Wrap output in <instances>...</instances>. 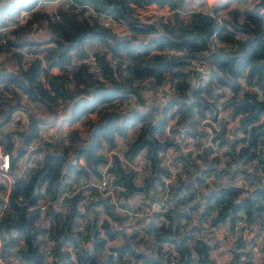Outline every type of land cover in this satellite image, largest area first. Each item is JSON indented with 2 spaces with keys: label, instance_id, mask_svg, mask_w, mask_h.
Returning a JSON list of instances; mask_svg holds the SVG:
<instances>
[{
  "label": "trees",
  "instance_id": "obj_1",
  "mask_svg": "<svg viewBox=\"0 0 264 264\" xmlns=\"http://www.w3.org/2000/svg\"><path fill=\"white\" fill-rule=\"evenodd\" d=\"M35 1L0 2V10L4 7L29 8ZM64 1H67L66 6ZM149 2L171 8L172 14L156 22L138 23L132 18L131 11ZM182 2L63 0L50 9L32 8L25 21L9 29L13 38L6 37L0 44V51H9V55L16 57V65L12 68L0 66V126L7 124L12 109L17 107L18 92L28 101L47 107L50 112L48 123L55 122L57 100L64 102L62 111L64 121L68 123L93 112V116L87 117L90 127L86 137H80L84 141L72 140V155L61 144L60 136L52 141L40 138L42 120L37 115L27 114V127L19 131L21 145L10 153L9 172L15 169L17 156L29 141L38 137L40 140L34 148L43 153L40 161L33 160L36 165L27 164L20 175L13 176L7 191L8 209L0 216L1 248L15 244L10 237L11 230L23 240V244L11 252L18 260L37 264L32 256L35 252L39 263L43 264L37 250L40 244L37 237L44 231L54 241L52 252L60 264H112L109 251L116 252V264H124L122 257L125 256L133 259L132 264H167L171 259L174 264H208L212 245L198 236L194 230L198 228L196 224L186 225L190 222V211L201 203L197 215L203 219L199 225V228L203 225L201 230L227 221L224 237L232 239L230 245L237 264H264L253 257L254 249L264 256V238H261L264 229V13L254 10L238 20V10L233 9L232 15L217 18L215 8L192 10L187 17H182L176 10L182 7ZM81 3H88L97 12L109 14L123 23L126 32L119 31L120 28L111 31L100 25L85 15L82 8H77ZM213 35L222 44L213 43ZM96 41L102 43V47L92 49L96 68L91 69L80 58L87 54L85 45ZM23 46L25 50L40 53L28 62L24 60V67L19 58L23 55ZM189 58L206 62L205 78L189 68ZM53 66L54 71L48 72ZM41 70L45 74L44 83L40 79ZM143 78L149 80V85L162 79L169 81L172 90L168 98L145 103L138 90L139 80ZM9 85L18 91L10 89ZM1 86L12 93L7 92L4 96ZM216 87L228 90L219 103L216 101L224 91H218ZM129 94L134 96L135 103L121 106V100ZM217 104L229 109L231 115H238L233 132H240L230 138L224 137L225 121H222V130L217 134L219 144H224L222 158L209 155L206 146L195 157L189 152L173 153L169 162L178 169L179 175L175 183L168 186L169 206L136 222L137 227L129 231L113 225L116 221L122 226L126 215L114 211L106 197L96 193L92 182L85 179L89 171L96 178L100 176L99 165L104 159L100 148L112 146L116 137L124 136L129 127H135L134 138L124 143V153L133 156L141 151L148 160L147 173L140 182L136 181L135 170L123 167L114 154L108 168L114 182L125 185L119 192L123 205L133 193L153 195L156 191L148 192V189L155 187L160 173H168V168L160 164V152L173 144L165 133V124L169 123L170 131L178 130L177 125L182 124L186 133L201 135L198 130H190L205 112L213 115ZM68 131L69 137L78 136L75 129ZM10 133V129L2 133L5 149L12 146ZM50 145L53 149L48 150ZM237 172L243 177L240 182L234 180ZM71 180L80 185L84 183L85 189L95 198H84L82 188L78 187L63 197L58 209L47 207L49 219L46 228L41 229L35 222L38 201L54 197ZM179 181H182L181 187L173 193ZM203 184L207 189L202 188ZM3 185L0 180V190ZM187 185L190 191L186 194L183 190ZM193 185L194 188L190 187ZM191 195L196 196L194 203L184 212V204ZM82 198L84 203L87 201L85 208L91 209L96 204L102 206L105 215L99 227L93 216L86 220L82 231L74 230L78 221L85 218L80 212ZM239 219L244 224H239ZM249 231L254 234L247 236ZM139 234L141 236L137 237ZM114 237L123 240L97 258L96 252L102 249L106 240ZM84 240L88 241V246L81 244ZM66 243L72 246L74 261L68 257V252L60 250Z\"/></svg>",
  "mask_w": 264,
  "mask_h": 264
},
{
  "label": "built area",
  "instance_id": "obj_2",
  "mask_svg": "<svg viewBox=\"0 0 264 264\" xmlns=\"http://www.w3.org/2000/svg\"><path fill=\"white\" fill-rule=\"evenodd\" d=\"M63 1V0H62ZM46 2H49L51 5H57V0H40L36 1V4L34 5L35 7H44L46 5ZM64 5H67V1L63 2ZM33 7L29 8H24V9H19L17 13H11L7 9H3L4 12L8 13L9 15H6L5 19H9L10 21H1L0 20V44H3L6 40V37L9 36L10 31L9 29L15 27L16 25L22 23L25 21L28 13ZM77 8H82L83 13L87 16H89L92 19H95L100 25L104 26L105 28L111 27L112 25L114 26L119 25L117 20H114L109 14H104L97 12L92 8V6L88 3H81L77 4ZM170 9V8H169ZM171 10V9H170ZM196 10H202V9H196ZM172 11V10H171ZM170 11V12H171ZM182 12H185L186 10H181ZM205 11V10H202ZM165 13V12H164ZM139 15H143V18L141 19H136L138 23H149V22H156L157 19L153 16L145 15L142 13H139ZM137 15V16H139ZM163 17L162 19H164ZM116 21V22H115ZM115 22V23H114ZM156 25V24H155ZM158 29V27L156 26ZM212 42L215 44H222L218 39L215 38V36H212ZM4 51V50H3ZM2 51H0V57L2 56L1 54ZM88 52V53H87ZM87 54L84 55L82 58H80L83 61H86L90 68L94 69L96 68V62H95V57L92 52V50H87ZM23 54L26 56V61L35 56V55H40L38 52H34L31 50H23ZM189 63L188 66L190 69H193L196 71L200 77H203L206 72V65L199 59L197 58H189L188 59ZM44 66V65H43ZM49 70V68H48ZM44 74V72L41 70L40 74ZM69 75V74H68ZM41 77V75H40ZM45 78V77H44ZM148 79L143 78L139 80L140 83V88L138 89L139 91L141 89H149L150 91H155V93L158 95V97L162 99H167L168 96L170 95V92L172 90V85L170 84L169 81L162 79L159 81L157 84L154 85H149L148 84ZM246 87V85L244 84ZM24 95V94H23ZM135 101V98L132 94L126 95L122 100H121V106H128L131 105ZM225 114L223 109L220 108L219 104L216 105V111L214 114H210L209 112H205L200 118L198 119L197 123L195 124L194 130H198L201 132L200 133H186L185 126L182 124H178V130L176 131H170L169 130V123L165 124L164 129L165 133H167L170 136V139L172 141V145H168L162 152H160L161 158H160V164L165 165L168 168V173H160V180L155 183L154 188L148 189V192H151L155 190V194H148L144 197L145 204L141 205L139 204V201L136 200L134 203L133 208H128L126 205L122 204V196L119 195L120 191H123L125 189V185L114 182V176L112 172L109 170V165L112 162V154L116 155V157L119 159L120 163L123 165V167L126 168H132V169H139L140 167H144L142 169L143 173L146 174L148 170V160L142 155L141 151H137L133 156H128L124 153L125 150V144L122 143L124 148H121L118 146V144L121 142L116 139L115 143L110 146V147H104L103 148V155L104 159L101 161L99 165V170H100V176L95 178V181L92 182L93 186L95 187L96 193L100 194L101 196L106 197L108 203H110L113 207V210L122 213L126 215V219L123 223L122 226L118 225L116 221H113V225L117 226V228H122L124 231H129L130 229L136 228L138 224L136 222L142 221L145 219L148 215H150L153 212H162L165 210L169 204L171 203V198L169 195V184L172 183L175 175V171L171 172L169 165V161L166 160V156L170 152H189L190 156L195 157L197 153L201 152L203 147H208L209 155H215L219 159L222 158V148L221 144H219V139L217 137V134L220 133L222 130V121L224 118ZM60 118V117H59ZM60 123L61 119L56 121V123ZM62 124L64 121L61 122ZM28 124V118L27 115L22 116L18 114L15 117H12L10 115V119L7 121V126L2 125L3 129L1 133H3L6 129H10V140H11V145L15 146L17 145L19 141V131L23 130L25 127H27ZM1 133H0V179L2 177H6L7 181L4 182L3 186L4 188L0 190V216L1 214L8 209L7 206V191L9 188L10 183L12 182L13 176L9 177L7 172H9L10 168V151L9 149H5L2 144V139H1ZM224 137L230 138L232 137L231 131L225 129L223 131ZM222 135V137H223ZM42 139H46L48 141H52V137L50 136L49 133L43 134L40 136ZM40 139L35 138L34 141H29L26 143L25 150L30 149L34 144V142L38 141ZM175 144V146H174ZM224 145V144H223ZM11 146V147H12ZM10 147V148H11ZM119 148V149H118ZM123 151V153L121 152ZM124 154V155H123ZM124 163V164H123ZM135 170V174L136 171ZM236 176L241 175L239 172L235 174ZM138 178V177H137ZM78 187L82 188L84 192V198L87 199H94L95 195L90 192V190L85 189L84 183L80 185L79 183L72 182L71 184L67 186H63L62 189L52 198H43L38 201L37 208H38V219L43 218L44 221H48V215L46 213L47 207H56L59 206L60 201L63 199V197L72 194ZM203 189H207V186H204ZM144 196V195H142ZM87 203V201H85ZM84 199H81V213L84 215L85 218L80 219L78 223L75 225L74 230L77 231H82L83 230V225L85 220L88 218V213L90 212V208H85L84 207ZM264 212V211H263ZM131 218V222L129 220ZM46 221V223H47ZM139 226H142L140 223ZM141 234L137 235V237H140ZM10 237L13 238L15 241V247L22 245L23 240L21 237H18L17 233L14 230L10 231ZM264 238V229H263V234L262 237ZM54 247V241L51 240L50 238H46V244L41 248L42 252V257L46 261V264H55L59 263V259L53 254L52 249ZM60 250L63 252H68L69 255H72L73 253L71 252V247L66 243L63 244L60 247ZM109 253L112 255V264H116L118 261V257L116 255V252L114 251H109ZM14 254L7 252L5 249L1 248V241H0V264H12V258ZM15 257V256H14ZM253 257L256 258L257 261H261L264 263V256H261L258 254L255 249L253 250ZM17 258V257H15ZM241 258V255L240 257ZM19 264H28L24 262L23 260H18ZM122 261H124V264H132L133 259L131 257L125 256L122 257ZM167 264H174V260H169Z\"/></svg>",
  "mask_w": 264,
  "mask_h": 264
},
{
  "label": "rangeland",
  "instance_id": "obj_3",
  "mask_svg": "<svg viewBox=\"0 0 264 264\" xmlns=\"http://www.w3.org/2000/svg\"><path fill=\"white\" fill-rule=\"evenodd\" d=\"M36 1H35V4H36ZM38 1H40V0H38ZM58 1H62V0H57V3H58ZM256 1L257 0H183L182 7L180 9H176V8L175 9L177 10L178 15H180L182 17H187V15L192 10L202 9V10L207 11V10H211V9H215L216 8V15H218L217 18H219L221 16L228 17V16L232 15V10L233 9H237L238 10V13H236L237 19L240 20L244 14L251 13L254 10H257V11L260 10L259 6H254V3ZM34 5L32 6L33 8H34ZM44 7L47 8V9H50V8H53V5H51L49 2H46V5ZM5 8H7V7H4L3 9H5ZM3 9L0 10V20L1 21H4V20L10 21L9 19H5L6 15H9V14L4 12ZM20 9H24V8H20ZM170 9L167 6H165V5H158L155 2H149V3H143L139 7H134L133 10L131 11V15H132L133 19H141V18H143V15H139V13H142V14H145V15L153 16L157 20H162L163 17H167L168 15L172 14V12H170L172 9L171 10ZM7 10L10 11L11 13H17L16 9L13 10V8L7 9ZM181 10H186V11L182 12ZM162 11L165 12L163 15L161 14ZM137 15H139V16H137ZM118 23H119V21H118ZM123 27H124V24L122 23V24H119V25H116V24L114 26L112 25L111 27H108V29L111 30V31H114L115 29H119L120 28L121 30L119 29V31H122ZM123 31L126 32V30H124V29H123ZM239 34L241 35L240 32L238 33V35ZM41 35H39V37H41ZM8 37L9 38H13V36L11 34H9ZM39 37H38V39H39ZM23 47H25V46H23ZM85 47H86L87 50H92L93 48L102 47V43L96 41V42H94V43H92L90 45L89 44L85 45ZM1 54H2V56L0 57V66L1 67L4 66L6 68H12V67H14L16 65V63H15L16 62V57H14L12 54L9 55V51L7 52V51L4 50V51L1 52ZM19 58H20V63L22 65V67H24L26 65V63L24 62V60L26 61V56L23 54ZM72 61H77V60H72ZM201 61L204 64L206 63L204 60H201ZM54 69H55L54 66L53 67H49V70H47V71L48 72L50 70L54 71ZM40 75H41L40 79L44 83V81H45L44 75L42 73ZM205 76H206V74L203 76V78H205ZM67 81H69V80H67ZM242 83H244V82H242ZM242 85H244V84H242ZM10 89L18 91L16 87L14 88V87L10 86ZM216 89L218 91H224V94L219 95V97H218V99L216 101V102L219 103V101H221V99L228 93V90L225 87H221V88L220 87H216ZM1 91H5L4 96L7 94V92L10 93V94L12 93L11 90L4 89L2 86H1ZM140 94L142 95L145 103H147L149 101L152 102V103H155L156 99L161 100V101L164 100V99L158 97V95L155 93V91H150L149 89H141L140 90ZM23 96H24L23 94L21 95L20 92H18V97H17L18 99H17V102H16L18 104H17V107H14L12 109L11 116L15 117L18 114V112L22 116H25L27 114L37 115L36 117H39L42 120L40 122L41 126H40L39 136H42L43 134H47V133L50 134L52 139H57L60 136L59 138L61 139V144H63L66 147L67 153L72 155V149H71V146H72V143H73L72 140H74V141H82V142L84 141L80 137L81 136L86 137L88 128L90 127L89 123H88V120H87V117L88 116L91 117L93 115V112H91L87 117L81 116L77 120L72 121L71 123H68L67 121H64V115H63V111H62V109L64 107V102L62 100H57V102L54 105V113L56 115L55 118H54L55 122L53 123V121H52L51 123H48L47 121L50 118V112L47 109V107L44 104L39 103V102H32V103L28 102V100L25 97H23ZM13 100H14V98L11 99V101H13ZM164 103L169 104V102H164ZM220 108L223 109L224 114H225V116L223 118V120L225 121V125H224L225 129L231 131L232 134L239 135L240 134L239 131H234L233 132V129H234L235 125H237L236 124V122H237L236 120L238 118V115H231L229 109H225V108H223L221 106H220ZM170 109H172V108H170ZM58 119L59 120L61 119V122L64 121V123L63 124L61 122L60 123H58V122L56 123V121H58ZM6 126H7V124H5V127ZM71 129H75L76 130V132L78 134L77 137H74V138L72 137L71 138V137L68 136V132H69L68 130H71ZM2 130H4V129H3L2 126H0V133L2 132ZM134 130H135V127H129V129L126 131V134L124 136H121V139L119 137H116L117 140L121 141L118 144L119 147L124 148L122 143H129V141H131L134 138ZM2 138H3V135L1 133V139ZM125 138L128 140L127 142H126ZM35 143H36V141L34 142V144ZM20 145H21V141L19 140L17 145L12 146L9 149V151L11 153L14 152L16 147L20 146ZM221 146H223V143L221 144ZM23 147H24L23 148V152H26V153H21L19 156H17V165H16L15 169H13V170L10 169V172H7L9 177H12V175H16V174H21L22 173V170H20V166L23 164L22 160H23L24 156H25V159H24L23 162H25L28 165H32V166L36 165L35 162H33V160L35 158L38 161H40V159H41V155L43 153V150L33 148V149L28 151V150H25L26 146H23ZM47 148H48V150H51V149H53V146L50 145V146H47ZM103 148L104 147H102V149L100 148V150L102 151ZM121 152L123 153L122 150H121ZM173 153L174 152L172 151V152L168 153L167 155H165L167 157L166 158L167 161H169V159L171 158ZM161 156L162 155H160V158H161ZM168 166L170 167V171L171 172L172 171L176 172V177H174V179L172 181V182L175 183V181L177 180V175H179L178 169L174 165H172L171 162H169ZM86 168H88V167L86 166ZM142 169H144V167H140L137 170L135 169L137 171L136 174H135V180L138 181V182H140L141 179L145 175L143 173ZM241 176L242 175H240V177ZM78 178L81 181L84 180V178L82 176H80V177L78 176ZM95 178L96 177H94V175H92L91 172L89 171L88 175L86 176L85 179H86V181L94 182ZM208 178L209 177H207L206 179H208ZM242 179H243V177H242ZM0 180L3 181V183L7 181L6 177H2ZM206 181H209V183H210V180H206ZM72 182H75V181L71 180L70 184ZM188 186L189 185H187L185 187V189L183 190V192L186 193V194L190 191L188 189ZM204 186H205V184L202 185V188H204ZM190 187L194 188V185L190 186ZM144 197L145 196H142V194H140V193H133L131 195H128V197H127L128 201H126V203H124V205H126L128 208H133L135 206L134 203H135L136 200L139 201V204L143 205V204H145ZM194 197H196V196L194 195ZM194 197L191 195L189 200L190 201L193 200ZM58 208H59V206L53 207V209H58ZM93 214H95V216ZM212 214H213V212L210 213V215H212ZM104 215H105V213H104L103 208H102L101 205L97 206V207L93 206L90 209V212L88 213V218L90 219V218H92V216H94V218L97 221V223H96L97 227H99V222L104 217ZM191 217H192V215L190 214L189 219ZM86 220H85V222H86ZM129 220L131 222L132 219L129 218ZM46 221H47V219H46ZM46 221H44L43 218H40V219L37 218L35 222H36L37 226H39L42 229V228H46V225H47ZM224 223H228V222L225 221ZM218 225H215L214 228L219 227ZM181 227H183V225H181ZM194 230L197 231L199 235L204 236V238L211 237L210 236L211 232L209 231V229H204V230H200L199 231L198 228H194ZM213 235L214 236L216 235L217 237L220 236V238L223 239L222 234L220 232H218L217 229H214ZM37 238L40 241V244L37 247V250L42 255L41 248L46 244L47 235H46V233L44 231H42L41 233L38 234ZM230 240H232V239H229L228 241L230 242ZM121 242H122L121 238H117V239L114 238V239L106 240V242L102 245V249H99L96 252L97 258L102 256L101 253H107V250L109 248H111L112 246H115L117 244H120ZM81 244H85L84 246H86V245L88 246L89 245L88 241H86V240H84V243L82 242ZM140 245H141V243H140ZM70 247H71V252H72V246H70ZM5 250L7 252H9V253H11L12 251L14 252L15 251V245L10 247V249L7 248ZM68 257L71 260H73V261L75 260L74 259L75 258L74 254L68 255ZM217 258H218V256H217ZM212 259L214 260V264H215L216 263L215 257L212 258ZM42 263L46 264V261L43 259V257H42ZM12 264H19L18 259L15 258L14 256L12 258ZM55 264H60V263H55Z\"/></svg>",
  "mask_w": 264,
  "mask_h": 264
},
{
  "label": "crops",
  "instance_id": "obj_4",
  "mask_svg": "<svg viewBox=\"0 0 264 264\" xmlns=\"http://www.w3.org/2000/svg\"><path fill=\"white\" fill-rule=\"evenodd\" d=\"M15 0H0L1 3H9L11 4L12 2H14ZM161 7V6H160ZM26 9V8H25ZM16 11L18 12L19 11V8L16 9ZM161 14L163 15L164 14V11L161 12ZM25 49V47H22L21 50L23 51ZM24 97V96H23ZM30 102V101H28ZM32 103V102H31ZM93 116V115H92ZM121 139V137H119ZM117 139V138H116ZM126 139V138H125ZM32 142L34 141L31 140ZM35 145H33L29 150L33 149ZM22 153H26V152H22ZM24 155V154H23ZM25 159V156L23 157V160H22V165L20 166V170L23 171L24 167L27 165L25 162H23ZM20 175V174H18ZM185 177V176H184ZM242 178L240 177V175L238 176H234V180L236 182H240ZM193 182V181H192ZM191 203H194V199L193 200H187V203L184 204V212H187L188 211V206L191 204ZM97 206H100L99 204H96L94 205V207H97ZM201 203H199V205H197L196 209H192V211H190V214L192 215V217L189 219L190 222H188V225L190 227V225H197L198 228H199V225L202 224V216L201 217H198V212L201 210ZM195 213V214H194ZM95 216V214H94ZM93 217V216H92ZM188 220V219H187ZM240 220V223L239 224H244V221L241 219ZM97 222V221H96ZM226 223H222L220 224L219 227L217 228H210L209 231L211 232V237H208V238H205L206 242L211 244L212 247L210 248L209 250V253H208V259L207 261L209 262L208 264H214V260L212 258L215 257V261L216 263L215 264H237V262L235 261V259L233 258V254H232V251L231 250V245H230V242L228 241L230 238L228 237H224L227 232H226ZM237 228H240V226H236ZM202 228H203V225H202ZM202 228H199V231L202 229ZM212 229V230H211ZM214 229H217L218 232H220L222 234V237H224L223 239L219 237H217L216 235L214 236L213 233H214ZM241 229V228H240ZM255 231V230H254ZM246 234V233H245ZM254 234L253 231H249L247 232V236L249 235H252ZM199 237L203 238L204 236H201V235H198ZM115 238V237H114ZM112 238V239H114ZM117 239V238H116ZM123 240V239H122ZM226 244H225V243ZM10 249V248H8ZM218 256V258H217ZM210 260V261H209Z\"/></svg>",
  "mask_w": 264,
  "mask_h": 264
},
{
  "label": "water",
  "instance_id": "obj_5",
  "mask_svg": "<svg viewBox=\"0 0 264 264\" xmlns=\"http://www.w3.org/2000/svg\"><path fill=\"white\" fill-rule=\"evenodd\" d=\"M254 6H259L260 7V12L261 13H264V0H257L255 3H254ZM181 184H182V181H179L176 186H175V189L173 191V193H176L177 190L181 187ZM32 256L34 258V262L37 263V264H40L39 263V257H38V254H36L35 252L32 253Z\"/></svg>",
  "mask_w": 264,
  "mask_h": 264
}]
</instances>
